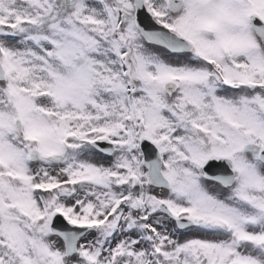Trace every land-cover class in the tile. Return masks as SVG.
<instances>
[{"label":"snow or ice","instance_id":"obj_1","mask_svg":"<svg viewBox=\"0 0 264 264\" xmlns=\"http://www.w3.org/2000/svg\"><path fill=\"white\" fill-rule=\"evenodd\" d=\"M0 264H264V0H0Z\"/></svg>","mask_w":264,"mask_h":264}]
</instances>
